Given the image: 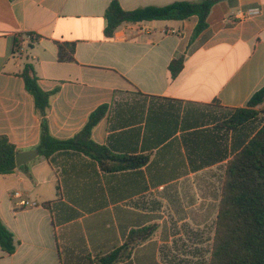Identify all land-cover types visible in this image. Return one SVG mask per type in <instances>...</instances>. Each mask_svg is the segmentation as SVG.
Listing matches in <instances>:
<instances>
[{
	"label": "crops",
	"instance_id": "obj_1",
	"mask_svg": "<svg viewBox=\"0 0 264 264\" xmlns=\"http://www.w3.org/2000/svg\"><path fill=\"white\" fill-rule=\"evenodd\" d=\"M111 1L0 0V135L18 152L39 143L19 76L29 62L51 93V135L72 137L105 106L91 138L115 157L105 170L61 150L0 174V220L14 244L0 246V264H208L225 165L264 120V101L254 118L234 116L264 86V0L216 1L194 39V15L122 23L107 38ZM174 1L118 0L124 10ZM28 33L37 40L27 47L24 36L13 57V37ZM64 42L74 43L72 62L57 58ZM138 156L147 162L127 166ZM145 228L147 239L122 249Z\"/></svg>",
	"mask_w": 264,
	"mask_h": 264
},
{
	"label": "trees",
	"instance_id": "obj_2",
	"mask_svg": "<svg viewBox=\"0 0 264 264\" xmlns=\"http://www.w3.org/2000/svg\"><path fill=\"white\" fill-rule=\"evenodd\" d=\"M214 0L174 1L163 6L149 5L124 10L118 0H112L104 12V36L110 38L122 23H137L152 20H184L190 16L198 18L191 39L207 28V17ZM24 36L27 47L37 40L32 33L15 35L12 44V56L20 55ZM29 38H28V37ZM59 61H74V43H57ZM182 67V58L173 59L169 64L171 75L175 77ZM19 76L23 79L25 90L32 96L35 113L40 118V136L36 150L39 155L50 157L61 150H75L97 160L105 170L110 168L107 162L113 158L104 146L96 144L91 138L93 127L104 116L106 107L100 106L92 111L85 124L72 137L57 139L49 131L47 110L51 93L43 91L37 81L33 65L24 62ZM264 101V86L255 92L247 103V109H236L238 123L252 119L257 114L250 109ZM18 150L6 136L0 135V174L10 173L17 168L15 154ZM124 160H126L124 158ZM127 166H141L147 162L146 156L128 159ZM21 168L24 165L20 166ZM132 231L125 240L122 249L126 252L150 235V229L137 231L134 241ZM0 246L10 253L13 251L12 234L0 220ZM128 255V254H126ZM100 264H112L110 259H97ZM208 264H264V120L248 142L228 160L224 168L221 195L214 223V231Z\"/></svg>",
	"mask_w": 264,
	"mask_h": 264
},
{
	"label": "water",
	"instance_id": "obj_3",
	"mask_svg": "<svg viewBox=\"0 0 264 264\" xmlns=\"http://www.w3.org/2000/svg\"><path fill=\"white\" fill-rule=\"evenodd\" d=\"M220 1V0H214ZM38 155V151L36 149L20 151L15 154V164L17 167L27 164L31 160H33Z\"/></svg>",
	"mask_w": 264,
	"mask_h": 264
},
{
	"label": "built area",
	"instance_id": "obj_4",
	"mask_svg": "<svg viewBox=\"0 0 264 264\" xmlns=\"http://www.w3.org/2000/svg\"><path fill=\"white\" fill-rule=\"evenodd\" d=\"M28 37V36H27ZM29 38V37H28ZM21 204H24V202L23 201H21Z\"/></svg>",
	"mask_w": 264,
	"mask_h": 264
},
{
	"label": "rangeland",
	"instance_id": "obj_5",
	"mask_svg": "<svg viewBox=\"0 0 264 264\" xmlns=\"http://www.w3.org/2000/svg\"><path fill=\"white\" fill-rule=\"evenodd\" d=\"M211 228V227H210ZM209 245V244H208Z\"/></svg>",
	"mask_w": 264,
	"mask_h": 264
}]
</instances>
